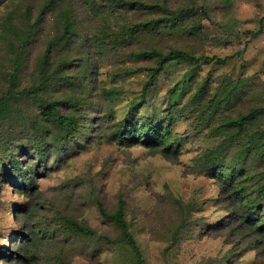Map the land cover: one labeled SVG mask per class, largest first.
Here are the masks:
<instances>
[{"label": "trees", "instance_id": "1", "mask_svg": "<svg viewBox=\"0 0 264 264\" xmlns=\"http://www.w3.org/2000/svg\"><path fill=\"white\" fill-rule=\"evenodd\" d=\"M200 15L168 0H0V264H74L78 257L97 264L119 245L130 250V264H151L125 198L110 208L89 175L51 179L96 140L180 159L193 139L175 128L186 117L180 104L170 97L163 117L142 112L174 61L185 63L193 84L186 105L218 139L193 157L191 171L217 192L185 202L166 191L145 214L148 238L165 243L164 264H180L184 243L203 237H221L229 248L202 264H240L250 252L264 264V82L258 73L202 74L204 65L242 51L222 58L196 50L206 27ZM171 37L190 40L174 47L165 43ZM140 73V95L120 115L126 83ZM7 190L21 200L9 205L4 223ZM205 204L221 215L208 220ZM89 205L107 228L89 221Z\"/></svg>", "mask_w": 264, "mask_h": 264}, {"label": "rangeland", "instance_id": "2", "mask_svg": "<svg viewBox=\"0 0 264 264\" xmlns=\"http://www.w3.org/2000/svg\"><path fill=\"white\" fill-rule=\"evenodd\" d=\"M168 1L174 9L184 6L199 8L200 22H204L206 27L196 50L222 58L234 56L238 50L242 51L241 55L235 56L225 64L204 65L202 74L212 70L216 74L227 73L233 77L242 72L248 75L258 73L259 78L264 82V24L260 21L264 16V0ZM205 13L211 19H206ZM255 32H259L260 35L252 36ZM171 38L166 39L165 43L174 47L177 45L185 47L190 40V38L185 40ZM187 74L184 62L171 63L161 74L158 84L148 95V103L142 108L145 114H157L163 117L171 97L173 102L180 104L181 109H184L186 117L178 120L175 128L177 131L186 132L194 141L191 139L186 144V150L180 159L173 161L160 155H151L141 146L126 148L114 142L96 140L90 147L74 152L51 179L52 183L57 184L72 177L89 175L98 183L101 194L110 208L115 207L119 197L125 198L139 216L137 233L145 246L151 264H164L161 251L165 243L162 245L149 240L146 221L148 219L145 215L156 210L155 206L161 202L160 196L172 190L185 202H191L197 198L213 197L217 192L209 180L203 176H196L191 171L193 157L200 151L215 146L218 139L206 135L209 129L196 119L195 114H192L186 105V98L193 90V84ZM145 78L146 76L140 73L126 83L128 92L126 101L118 109L120 115L127 111L131 101L138 98ZM102 79L103 83L110 84V78L106 73L102 75ZM171 88H175L173 95L169 94ZM42 183L45 184V181ZM4 198L8 213V215L4 214V223H6L8 217L12 218V206L9 205L16 204L21 198L14 195L12 190L4 192ZM16 206L17 204L13 208ZM214 209L213 206L205 204L201 213L205 214L208 220H212L221 215ZM86 216L94 226L101 224L95 206L86 207ZM101 227L107 228L104 223ZM4 230L6 229L3 228V233ZM227 248L229 244L224 243L221 237H203L199 241L188 240L182 246L177 261L180 264H202L205 258L222 254ZM129 257L128 247L119 245L113 252H105L101 262L97 264H130ZM260 261V258L250 252L240 264H260ZM74 264L89 263L78 257Z\"/></svg>", "mask_w": 264, "mask_h": 264}]
</instances>
